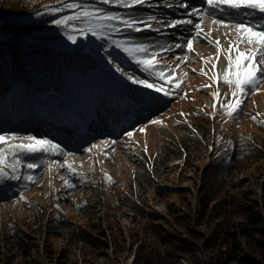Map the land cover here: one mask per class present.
Wrapping results in <instances>:
<instances>
[{
  "label": "rangeland",
  "instance_id": "374dc122",
  "mask_svg": "<svg viewBox=\"0 0 264 264\" xmlns=\"http://www.w3.org/2000/svg\"><path fill=\"white\" fill-rule=\"evenodd\" d=\"M198 1L206 5L202 3L204 0ZM7 2L11 0H0V18L27 16L28 12L6 14L4 11L9 9L3 10L1 5ZM67 2L95 3L125 15L156 14L193 20V25L162 29L163 35L151 31L135 33L142 40L154 38L150 40L154 45L164 40L186 45V40L195 35L196 18L188 16L187 12L192 7L199 8L196 5L182 9L172 0L173 7L167 8L163 6L164 0H152L157 7L126 10L100 4L99 0ZM29 3L27 8L32 9L31 12H45L48 30L62 31L63 42L73 51L69 60L74 62L67 65L64 61L63 66L44 81L47 88L36 91L32 97L16 95L0 99V134L50 139L61 146L64 154L21 156L23 164L17 173L20 179L0 180V264H131L134 253L128 255L124 248L134 244L138 233L143 237L146 213L169 215L172 224L167 227L177 232L182 230L183 236H188L173 219L174 215L184 216V222L198 232L200 239L195 241L201 245L202 239L217 229L212 216L207 215L203 220L197 216L201 210L198 195L201 172L210 160L223 157L229 160L226 154L238 136L250 140L257 150L252 149L256 153L244 159L232 161V179L237 183L235 192L249 194L254 211L262 218L258 228L264 231V124L251 119L260 113L258 120H264V88L245 98L235 120L225 116L219 111L212 92L219 87L221 98L228 100L230 90L222 81L213 83L209 79L212 65L205 64L201 56L215 57V48L198 37L192 53L187 52L186 46L160 51V67L168 70L170 66L177 77H183L181 87L165 97L133 85L126 76L116 72L104 51L108 48L107 40H97L91 34L82 37L78 31L72 33L77 43L68 40L65 29L53 21L73 14V10L49 12L48 9L59 6L56 0H29ZM225 22L233 21L228 17ZM207 23V28L202 26L206 32L213 26ZM224 31L223 28L214 31L213 39L223 36ZM111 38L121 40L125 34H112ZM108 51L118 58L125 72L144 77L135 63L119 50L113 47ZM80 53L84 55L81 57ZM185 55L189 59L181 63L177 57ZM221 62L226 65L223 55L217 62L218 70ZM201 68L207 76L201 74ZM213 103L218 109L215 117ZM155 119L162 120L163 124L150 123ZM140 128L145 131L140 132ZM129 131L133 132L131 138L127 135ZM94 144L98 147L87 151ZM65 159L76 169L75 173L59 166ZM8 162H12L11 157ZM27 163L40 166L27 169ZM4 171L9 177L13 175L10 168ZM105 174L111 177V182ZM28 175L33 176V181L24 179ZM63 180L69 181L72 187ZM196 219L199 225L194 224ZM57 220L70 221L78 230L82 227L88 233L83 241H79L81 238L77 235L69 237L54 229ZM263 234L257 233L254 238L263 240ZM117 240L122 253L115 255L112 243ZM95 241L103 242L104 246L97 247ZM259 251L252 243L244 248L251 256H258ZM219 257L220 250L200 246L198 251L185 255L180 261L196 264L197 259L212 258L214 262Z\"/></svg>",
  "mask_w": 264,
  "mask_h": 264
},
{
  "label": "snow or ice",
  "instance_id": "6c2138e0",
  "mask_svg": "<svg viewBox=\"0 0 264 264\" xmlns=\"http://www.w3.org/2000/svg\"><path fill=\"white\" fill-rule=\"evenodd\" d=\"M57 7L48 9L51 13H60L65 10H73V14L64 15L59 19H55L53 23L58 27H63L67 34L68 40L73 44L77 43L76 35L72 34L79 32L80 36L87 37L89 34L97 40H107L108 48H115L124 56L134 62L137 68L144 74V77L128 74L125 72L122 64L114 57L108 48L104 49L109 57L108 63L111 64L115 71L127 77L133 85L142 86L143 89L154 90L155 93H162L167 97L181 87L183 77L175 75V69L168 66V70L160 67L159 54L160 51H171L172 48H181L186 46L188 53L195 51L194 43L200 37L207 41L209 45L214 46L215 57L201 56V60L205 63H211L212 75L209 77L213 83L222 81L228 86L231 93V99L225 100L221 98L220 88L212 92L213 98L219 103V111H222L229 119L235 120L241 113V106L245 103V98L250 95H255L261 88H264V0H204L207 8L201 11L199 8L192 7L191 11L187 12L188 16H199L201 20L194 24L195 35L186 40V45L175 43L174 45H165L157 42L155 45L150 42L151 39H140L135 33L144 31L156 32L163 35L162 29H178L182 25H193L192 19L167 18L165 16L158 17L156 14L144 15H125L118 12L109 11L106 8L99 7L95 3L88 2H67V0H56ZM100 4L112 5L117 8L133 10L143 8L145 6L152 8L157 7L152 0H99ZM163 6L172 8V2H163ZM176 7L188 9L189 4L183 0H176ZM222 6H226L222 7ZM217 10L223 16L229 17L231 23H226L224 18H212L217 14ZM234 10V11H230ZM208 16L211 25L207 32L202 27L203 17ZM79 25V27H77ZM223 28L226 31L222 33L227 41L226 47L222 45L220 37L213 39V32ZM125 34V38L121 40L112 39V34ZM103 47V45H101ZM197 55H199L197 53ZM223 55L226 60V65L222 62L218 70L217 62L220 61ZM181 63L188 61V55L177 57ZM179 68V65L176 66ZM195 71V69H193ZM201 74L207 76L208 73L201 68ZM187 73H184L186 76ZM170 85V87H165ZM203 87H211L204 85ZM186 95V94H185ZM227 97V93L224 94ZM215 117L218 113L217 104H212ZM260 113L252 116L251 119L258 123L264 124V120H258ZM152 124L162 125L163 121L155 119L150 121ZM140 132H144L145 128H140ZM129 138L133 136V132H127ZM103 143H107L104 141ZM0 180L7 178L17 180L20 176L17 174L19 168L23 164L21 156L34 158L36 153H52L64 154V150L58 143H53L50 139H38L34 135L17 136L0 134ZM98 145H92L87 151L91 152ZM11 157V163L9 158ZM58 163V162H53ZM40 165L36 163H27V169H35ZM60 167L75 173L76 169L72 164L65 159ZM10 168L13 175L4 171L5 168ZM107 180L111 182V177L105 174ZM24 179L33 181V176H25ZM63 179V178H61ZM63 183L68 187L72 185L67 180ZM24 199L23 196L20 197Z\"/></svg>",
  "mask_w": 264,
  "mask_h": 264
},
{
  "label": "trees",
  "instance_id": "16d2710c",
  "mask_svg": "<svg viewBox=\"0 0 264 264\" xmlns=\"http://www.w3.org/2000/svg\"><path fill=\"white\" fill-rule=\"evenodd\" d=\"M29 4V0H11L1 5L3 10L9 9L4 11L6 14L28 12L24 18L16 15L0 18L1 100L16 95L32 97L36 91L47 88L43 85L44 81L53 71L59 70L64 61L67 65L74 62L69 60L73 51L63 42L62 31L48 30L44 20L45 12H31L32 9L27 8ZM42 24L44 26L41 32H38L37 29ZM82 55L84 54H79L81 57ZM231 148L228 154L224 152L229 155V160L227 157L210 160L203 167L199 181L201 210L196 215L201 220L207 215L212 216L217 229L202 239L200 245L195 241L200 239L198 232L184 222V216L174 215L173 219L183 227L188 236H183L182 230L177 232L167 227L172 224L169 215L146 213L144 216L147 222L142 228L143 237L140 238L138 233L134 244L130 243L128 248H124L128 255L132 251L134 253L131 264H185L180 258L191 256L200 246L206 250H220V257L214 262L212 258L197 259L196 264H264V239L254 238L255 234L264 233L258 228L259 224H262V218L254 211L255 206L252 205L247 192L242 195L235 192L237 183L232 179V161L244 159L250 153L255 154L256 152L251 150L257 148L244 136H238ZM194 224L199 225L197 219ZM76 227V224L67 220H57L54 223V229L57 231L60 230L69 237L77 235L81 238L79 241H83L88 232L82 227L78 226L79 230ZM262 237L264 238V234ZM250 243L258 246V256L244 252V248ZM94 244L101 248L104 246L100 241H95ZM118 247V240L114 241L112 248L115 255L122 253V249Z\"/></svg>",
  "mask_w": 264,
  "mask_h": 264
},
{
  "label": "bare ground",
  "instance_id": "6f19581e",
  "mask_svg": "<svg viewBox=\"0 0 264 264\" xmlns=\"http://www.w3.org/2000/svg\"><path fill=\"white\" fill-rule=\"evenodd\" d=\"M165 2H172V0H164ZM189 1H192L191 3H190V5H195L196 4V6L197 7H199V9L201 10V11H204L206 8H207V5H205V6H203V5H201L200 3H197L196 1H194V0H189ZM184 3H186V2H184ZM202 3H204V2H202ZM188 4V3H187ZM161 5V4H160ZM159 5V6H160ZM222 7H225L226 8V6H222ZM230 11H234V10H230ZM221 17V18H223V17H225V18H228V17H226V16H223L222 17V14L219 12V10H217V14L214 16V17ZM195 18H196V21L194 22V24L195 23H199L200 22V20H201V17H199V16H194ZM214 17H212V18H214ZM224 18V19H225ZM203 24H202V26L203 27H205V28H207L206 26H207V22L209 21L210 22V20H208V16L206 15V16H204L203 17ZM234 22V21H233ZM182 26H188V25H182ZM212 28H213V26H211ZM217 32H218V30H216ZM190 38V37H189ZM220 39H221V42H222V45H224L225 47H226V45H227V41H226V39L224 38V36H220ZM175 43H177V42H173V41H166V40H164L163 42H162V44H165L166 46L167 45H174ZM178 43H181L182 45H183V42H178ZM176 49H178V48H176Z\"/></svg>",
  "mask_w": 264,
  "mask_h": 264
},
{
  "label": "water",
  "instance_id": "95a60500",
  "mask_svg": "<svg viewBox=\"0 0 264 264\" xmlns=\"http://www.w3.org/2000/svg\"><path fill=\"white\" fill-rule=\"evenodd\" d=\"M132 261V260H131Z\"/></svg>",
  "mask_w": 264,
  "mask_h": 264
}]
</instances>
